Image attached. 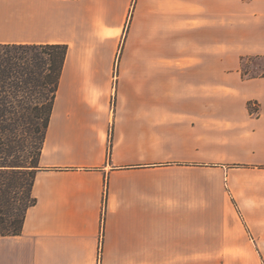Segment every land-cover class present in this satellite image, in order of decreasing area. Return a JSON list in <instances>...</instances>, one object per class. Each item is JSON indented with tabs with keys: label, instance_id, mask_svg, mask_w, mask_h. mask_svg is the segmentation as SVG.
<instances>
[{
	"label": "crops",
	"instance_id": "crops-1",
	"mask_svg": "<svg viewBox=\"0 0 264 264\" xmlns=\"http://www.w3.org/2000/svg\"><path fill=\"white\" fill-rule=\"evenodd\" d=\"M1 44H66L0 264H264V0H0Z\"/></svg>",
	"mask_w": 264,
	"mask_h": 264
},
{
	"label": "trees",
	"instance_id": "trees-1",
	"mask_svg": "<svg viewBox=\"0 0 264 264\" xmlns=\"http://www.w3.org/2000/svg\"><path fill=\"white\" fill-rule=\"evenodd\" d=\"M23 47L47 48V51H43L46 57L37 52L26 55L16 50ZM66 51V44L0 43V118L7 113L13 114L12 109L5 108V105L17 101L16 91L31 89L33 86L47 88L52 95L43 119L45 131ZM44 131L36 155L30 157L17 155L9 159L6 144L0 139V180L1 183L8 181V184L4 183L0 187V236L19 234L27 208L35 203L31 191Z\"/></svg>",
	"mask_w": 264,
	"mask_h": 264
},
{
	"label": "rangeland",
	"instance_id": "rangeland-1",
	"mask_svg": "<svg viewBox=\"0 0 264 264\" xmlns=\"http://www.w3.org/2000/svg\"><path fill=\"white\" fill-rule=\"evenodd\" d=\"M12 51L14 49H11ZM26 55L37 52L45 56L43 47H23L16 49ZM264 68V57L245 56L242 57L240 70L244 76H254L262 72ZM51 92L47 88L33 86L31 89H24L15 92L17 101L14 104H7L5 108L12 109L13 114H5L0 118V139L6 144L7 157L14 159L15 156L30 157L36 155L40 140L44 131L43 119ZM38 107V108H36ZM8 184V181H4ZM1 183L0 187L4 186ZM220 257H198V264H219Z\"/></svg>",
	"mask_w": 264,
	"mask_h": 264
}]
</instances>
